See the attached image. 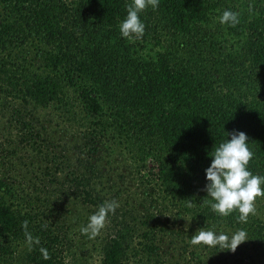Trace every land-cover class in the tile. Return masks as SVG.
<instances>
[{
  "label": "trees",
  "instance_id": "1",
  "mask_svg": "<svg viewBox=\"0 0 264 264\" xmlns=\"http://www.w3.org/2000/svg\"><path fill=\"white\" fill-rule=\"evenodd\" d=\"M131 3L0 0V261L23 247L25 264H72L89 247L99 264H203L222 250L191 242L204 227L246 231L239 253L264 264V197L241 221L205 191L235 130L264 175V0H159L140 13L143 35L124 38ZM226 9L235 26L220 23ZM121 163L134 181L124 189ZM110 200L105 236L90 238L82 227Z\"/></svg>",
  "mask_w": 264,
  "mask_h": 264
},
{
  "label": "clouds",
  "instance_id": "2",
  "mask_svg": "<svg viewBox=\"0 0 264 264\" xmlns=\"http://www.w3.org/2000/svg\"><path fill=\"white\" fill-rule=\"evenodd\" d=\"M158 4L159 0H132L125 18L119 25L121 36L124 38L142 36L145 25L140 13L147 6L156 8ZM220 23L235 26L239 23V13L230 9L224 10ZM253 156L247 134L239 130L227 133V139L215 148L210 166L205 169L207 181L205 191L213 201L211 207L219 214L227 215L233 210H238L240 220L246 221L249 214L255 213L256 198L264 197V175L253 174L249 170L248 165ZM118 207L119 203L116 200L101 203L81 231L90 238L95 237L104 227L108 215L114 213ZM26 235L30 245L33 242L39 244L38 237L34 238L30 233ZM246 240L247 233L244 230L229 236L215 230H206L204 227L197 230L191 238L194 245L219 246L232 252ZM40 251L47 259V250L41 248Z\"/></svg>",
  "mask_w": 264,
  "mask_h": 264
},
{
  "label": "rangeland",
  "instance_id": "3",
  "mask_svg": "<svg viewBox=\"0 0 264 264\" xmlns=\"http://www.w3.org/2000/svg\"><path fill=\"white\" fill-rule=\"evenodd\" d=\"M51 117L53 120H55L57 116L52 114ZM47 118H49V117L47 116ZM8 119H9V114H6L5 117L3 118V120L2 119L0 120V135H1V132L5 131V127L8 125V122H7ZM45 125L49 127V124H45ZM53 128L54 127L52 126L51 132H52ZM57 128H59V127H57ZM58 134L59 133L56 132L52 137L58 138L59 137ZM66 137L70 139V136L67 135ZM102 164L105 165V162H103ZM113 172H114L113 177H115V179L117 178L116 176H120V180H119L118 184H120V186L122 185L123 189L128 188L129 184H132V182H130V181H133V179L131 180L128 178V176L130 175V172H129L128 168L126 167L125 163H121L118 166V170L113 171ZM0 175H1V172H0ZM108 197H110V196H108ZM74 199L75 198L68 199L67 202L71 203ZM121 200H122V197H121L120 201ZM65 207L67 208V207H69V205L65 204ZM69 208H71V210L73 211L75 206H74V208H72V207H69ZM74 217H75V219L70 220V223H71V225L75 224V229L72 228L71 230H72V232H74V234H77L79 232L78 225H77L78 224V217H77V215H75ZM66 218H69V216H67ZM189 226L192 227L190 225V223L185 222L184 227L187 229ZM100 235L105 236V234H103L102 232H99V234L96 236H100ZM210 248L211 249H209V250H213L212 247H210ZM244 251H246V252H244V254H240L238 248H236L235 252H237L238 254L236 255V257H232V256H229L227 254L225 249H222V250L220 249L215 253V256L213 258V259H215L214 261L210 260L209 258L203 257L204 258L203 264H257V263H253V261H251V259L246 258V256L248 254H250V252L252 253V251L247 250V249L246 250L244 249ZM73 253H74V257H73L74 262L72 264H99V260H100L99 254L97 251H94L92 248L88 247L87 250L74 249ZM25 254H26V249L21 247V248L17 249L12 255H10V257L4 256L3 259H1L0 264H25ZM252 256L255 257L253 254H252Z\"/></svg>",
  "mask_w": 264,
  "mask_h": 264
}]
</instances>
